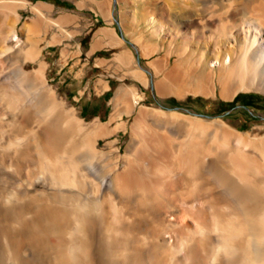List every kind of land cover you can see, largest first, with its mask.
Returning a JSON list of instances; mask_svg holds the SVG:
<instances>
[{"label": "bare ground", "instance_id": "bare-ground-1", "mask_svg": "<svg viewBox=\"0 0 264 264\" xmlns=\"http://www.w3.org/2000/svg\"><path fill=\"white\" fill-rule=\"evenodd\" d=\"M6 1L0 54L13 47L7 42L19 29L28 44L0 59V69L8 61L15 67L14 80L0 82V105L19 106L9 122L0 123V145L18 144L0 149V166L12 165L22 181L35 178L38 189L26 193L21 205L15 200L3 207L0 200V236L14 263L264 264V133L241 131L218 117L224 114L142 101L148 84L161 97L228 99L238 90L264 92V0H126L135 12L131 20L147 14L153 28L146 37L135 33L131 47L116 53L131 68L126 72L136 86L126 85L125 73L118 76L121 83L109 101L112 127L99 116L86 121L74 107H64L46 83L48 63L39 42L64 43L73 35L65 25L76 23L74 15L64 12L55 21L19 25V8L42 17V7L51 5ZM104 3L110 22L109 0ZM37 22L44 23L39 33ZM51 27L60 35L46 40ZM156 28L162 33L160 46L153 40ZM94 35L91 51L123 46L111 27ZM25 61L37 66L27 71ZM99 81L97 93L110 87L107 79ZM118 129L128 132L123 151L114 135ZM158 137L170 156L153 169V179H139L133 160L141 167V148L150 138L160 144ZM95 156L104 159L101 186L84 172L89 165L83 159ZM180 159L188 165L177 164Z\"/></svg>", "mask_w": 264, "mask_h": 264}, {"label": "rangeland", "instance_id": "rangeland-1", "mask_svg": "<svg viewBox=\"0 0 264 264\" xmlns=\"http://www.w3.org/2000/svg\"><path fill=\"white\" fill-rule=\"evenodd\" d=\"M0 1H1L0 2V21H1L3 14H5L6 12L7 1L6 0H0ZM30 1H32L33 3L41 1L51 6L42 7L41 9L42 17L41 16L39 17L36 13H34L32 10L28 8H19V13H20L19 20L21 21L19 22V25H21L23 21H30L31 19L33 21H43V22L55 21L64 12L71 13L72 15H74L73 20H76L75 21L76 23L68 22L65 25L68 32L73 31V35L64 41L65 44L55 42L49 45H45L44 40H41L39 42V45L43 46L41 52L44 58H46V61L48 63L46 67V83L53 89L55 99L57 101H61L64 107H74L78 115L84 118L86 121H90L93 118L99 116L100 118H102L103 123H107L108 122L107 118L110 112L112 111V106L109 103V101L114 93V89L121 83V81L118 79V76H121L123 75V73H125V77L123 80L126 83V85H135L134 84L135 80L132 78V75H130L129 73L127 74L126 72L131 70V68H129V66L123 60L118 59L116 57V53H118L122 48H126L128 46L131 47V45L128 42H133L132 36H134L135 33L143 34V37H146L149 30H152L153 27L152 28L150 27V23H149L150 21L145 20L147 19L146 18L147 14L143 17L142 20H136V21L131 20V16H133L131 14L135 12H133L134 9L132 6H127L128 4H124L126 0L123 1L109 0V6L113 13L111 17V21L113 20L119 22V27L121 29L120 34L117 32V30L114 27L111 28H113L116 31V33L119 35V37H121V39L123 40L122 43L123 46H121L120 48L118 47V49H116V47L107 46L109 48L97 49L92 53L91 50L90 52L88 51V49H86L87 40L91 35V37L94 38L95 41L94 34H96V32L102 26L98 21L92 25H85L84 20H107L106 16L103 14V9H105L104 2H106V0H30ZM6 21H10V20H8L7 18ZM43 22L42 23L37 22L36 24V30L38 31V33L41 32V29L44 27ZM47 31L45 33L46 40L49 39L55 33H58L60 35V32L52 27ZM155 32L157 33L155 34ZM158 32L159 31L156 28L155 31L152 32V34L154 36L156 35L155 37H153V40L157 43L158 46H160L162 33L161 31L160 33ZM41 35L44 36V33ZM34 38H36V36L34 35L30 37L31 40H33ZM13 42L12 41L7 42V45H9L10 43L11 44L10 46L13 47H11L10 50H7L5 53L1 52L0 59L15 56L18 54V51L23 50L25 47H27L28 43L25 40L23 29L18 30L17 37L13 39ZM77 45H79L78 52H77ZM61 50H63V52ZM2 53L4 54V56ZM141 62L144 64L145 59L141 58ZM8 63L4 64V67L0 69V82L6 81V79H10L11 82V80L14 78V69H15L14 64L12 63V61H8ZM35 66L37 65L34 61L23 62V67L27 71L33 69V67ZM63 77H65L64 80L62 79ZM101 79H107L110 87L103 90V92L100 91L99 93H97V91L100 88L99 80ZM76 87H80L79 93L82 92V94L79 97L76 95L77 94L76 91H74ZM143 88H144L143 90H145V97L142 101L148 106L157 107V108L162 107L160 105V103H162L166 107L172 108L175 106H180L198 113L217 117L216 114H219L218 112H221L222 110L226 109L227 107L233 104L240 103L246 105L255 114L248 113L247 110L244 109L243 107H237L235 109L230 110L223 116H218V117L241 131L249 130L252 133H257V132L260 134L264 133V92L263 91H259V90L256 91L253 89L238 90L236 93H234L232 98H228V99H222L221 97H217V96L206 97L200 94H196V95L186 94L183 97L176 98L174 96H164V97L158 96L157 93L154 91L152 85L149 84L147 85V87H143ZM32 92L34 93L35 91L32 90L30 92H26L24 98L25 101L24 102L22 101L23 103H26L30 99L28 97L33 94ZM0 106H1L0 123L9 122L10 116L13 113H15L17 111V107H19L18 105L17 107L16 105L9 106L6 103L1 104ZM182 113L187 114L186 112H182ZM122 117L124 119H128L129 122L132 120L131 115L128 117L123 115ZM108 123L112 127L115 125L116 122L112 120L109 121ZM158 134L159 133H155L156 136H159ZM114 135L119 136V143L121 145V150H122L127 141V137H128L127 130L118 129ZM1 138L3 139V136L0 137V143L2 142ZM157 140H159L160 144L155 142V138L147 139L145 143L146 145L144 144L143 146L144 148L143 147L141 148L140 152L145 157V160L141 164V167L140 164L138 163V160L133 156L135 160H133L132 166H134V169L135 167H137V169L135 170V172H137L135 173V176L139 179L143 178L147 181L153 179L155 177L153 174V169L159 166L160 164L166 163V159L169 158L170 156L169 150H167L169 149V147L165 146L163 142L160 140V138ZM99 141H101V139H99ZM149 142H151L152 144ZM15 143H20V142L16 141ZM155 143H157V145H155ZM17 145L18 144L16 145L12 144L10 145L11 147H8L9 149L4 146L3 148L0 145V149L12 150ZM142 149L145 150L144 153L142 152L143 151ZM180 155L183 156L182 154ZM101 158L102 157L95 156L93 157L94 161L93 159L92 160L90 159L91 162L89 163L93 166V168L88 163V161H90L89 158L83 159L85 166L89 165L87 169L85 168L84 172L88 174L87 176H89L90 179L92 177L91 181L93 182L95 181L94 183H96V181L98 182L96 185H100L101 181L104 179L103 175L101 174V171L99 170V167L100 168L101 166L103 167L102 163L104 159L102 158L103 159L102 160ZM99 159H101L102 161ZM95 160L96 161L99 160V163L96 162ZM161 160H163L164 162ZM177 162H178L177 164L181 166L188 165V161L184 159H180ZM1 166L0 169L2 168L3 170L1 169L2 171H0V189H1L0 194L2 195V196L0 195V200L3 201V203L1 204L0 202V204L3 207L18 202L15 200H19L18 202L19 204L18 203L16 204L21 205V203L23 204L26 200V196H25L26 193L38 192V189L36 190V187H34V184L36 182L35 178L30 179V181H24V180L22 181L21 178H19L20 179L19 180L16 177H14L15 171H13L14 168L12 165L11 166L4 165L3 167ZM177 175L178 174H175L173 179L174 178L177 179L179 176ZM3 192L7 194L5 195V193ZM22 195L23 197L24 196L25 197L24 198L21 197ZM4 196L9 197V200L7 198L8 200L7 203H4L7 201L6 199H4L5 198ZM11 256H12L11 251L8 248L7 241L3 239L2 236H0V264H15L14 257Z\"/></svg>", "mask_w": 264, "mask_h": 264}, {"label": "crops", "instance_id": "crops-1", "mask_svg": "<svg viewBox=\"0 0 264 264\" xmlns=\"http://www.w3.org/2000/svg\"><path fill=\"white\" fill-rule=\"evenodd\" d=\"M99 22L100 24H101V26L102 27H114L116 30H117V32L120 34V32H121V29H120V27H119V22H117V21H107V20H84V24L85 25H92V24H94L95 22ZM116 24H117V26H116ZM101 27V28H102ZM93 40H94V38H92L91 37V35L89 36V38H88V40H87V46H86V49H88V51H90L91 50V46H92V44L91 43H93ZM127 46V45H126ZM104 48H109V47H107V46H102V47H99V48H95L93 51H92V53L95 51V50H97V49H104ZM120 48V47H119ZM116 49H118V47H116ZM74 76V75H73ZM78 78V77H77ZM63 80L65 79V77H63L62 78ZM74 91H76V95L79 97L81 94H82V92L81 93H79L80 92V87H76L75 89H74ZM75 95V94H74ZM77 99V98H76Z\"/></svg>", "mask_w": 264, "mask_h": 264}, {"label": "water", "instance_id": "water-1", "mask_svg": "<svg viewBox=\"0 0 264 264\" xmlns=\"http://www.w3.org/2000/svg\"><path fill=\"white\" fill-rule=\"evenodd\" d=\"M237 107H243L244 109L247 110L248 113H250V114H255V113H253V112L250 110V108H249L248 106L243 105V104H240V103L233 104V105L227 107L226 109H224V110H222L221 112H218V113L221 114V115H223V114H226V113L229 112L230 110L235 109V108H237ZM259 116H262V115H259Z\"/></svg>", "mask_w": 264, "mask_h": 264}]
</instances>
